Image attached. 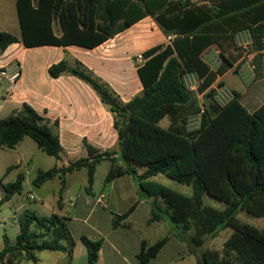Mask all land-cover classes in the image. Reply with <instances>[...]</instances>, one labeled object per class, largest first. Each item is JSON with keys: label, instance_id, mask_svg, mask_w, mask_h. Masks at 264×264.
<instances>
[{"label": "trees", "instance_id": "1", "mask_svg": "<svg viewBox=\"0 0 264 264\" xmlns=\"http://www.w3.org/2000/svg\"><path fill=\"white\" fill-rule=\"evenodd\" d=\"M20 39L0 31V52L17 42L25 48L42 45H75L93 49L150 17L170 39L142 52L136 72L140 93L123 102L111 86L79 61L64 59L47 68L51 78L70 75L88 85L113 114L118 150L101 151L83 140L87 155L66 166L38 170L34 186L86 169V193H90L96 165L110 162L107 183L122 175L131 176L140 191L152 202V217L164 220L191 252L201 248L206 237H214L226 227L233 229L221 252L202 249L197 264H264V229L243 223L244 211L264 219V102L253 112L239 102L233 92L224 104L214 99L211 85L239 60L234 35L244 29L252 38V61L261 69L264 49V0H15ZM57 25L56 34L54 26ZM218 49L220 65L211 70L203 54ZM195 72L196 92L187 88L182 77ZM258 76V74H257ZM222 86V82H218ZM197 94H202L201 105ZM198 114V126L186 128L187 119ZM168 118V127L160 121ZM29 137L37 148L57 160L63 152L58 121L48 122L24 102L20 109L0 118V148L13 149ZM134 166L143 167L138 174ZM12 168L7 167L5 174ZM162 174L191 187V195L176 192L150 178ZM24 176L2 185L0 203L22 189ZM207 195L224 204L218 209L203 202ZM114 215L112 225L125 220L135 209ZM66 217L51 213L38 216L24 210L18 217L15 241L3 235L0 264H36L41 251L72 256L75 241ZM187 234V237L184 236ZM86 251V264H96L102 239L79 238ZM168 237L143 245L137 254L140 264L155 258Z\"/></svg>", "mask_w": 264, "mask_h": 264}, {"label": "crops", "instance_id": "2", "mask_svg": "<svg viewBox=\"0 0 264 264\" xmlns=\"http://www.w3.org/2000/svg\"><path fill=\"white\" fill-rule=\"evenodd\" d=\"M13 3L15 5V0ZM0 15L5 20L9 18L10 12H4L3 9ZM11 16L13 17L12 14ZM151 27L153 28L151 29ZM54 32L59 33L55 26ZM16 37L20 39V36ZM168 37L152 18L145 17L93 49L75 45L65 47L42 45L25 48L21 42L13 43L5 51L0 52V67L16 63L20 68V76L8 93L6 91L9 83L1 81L6 86L0 104V118L7 117L13 110L20 109L21 105L26 102L45 118L49 126L54 120H57L59 141L63 148L59 166H66L69 160L73 161L87 155L83 140L101 151H117V134L113 126V114L100 102L94 91L81 80L70 75L64 74L58 78H51L47 68L62 59L66 60L69 65H72L74 61H79L108 83L121 100L126 102L140 93L142 89L136 72L142 59H135V57L153 46L167 43ZM30 49L36 51L34 59L26 57V53ZM207 65L209 66L208 63ZM234 67L235 65L232 69ZM209 68L213 71L216 70L210 66ZM232 69L223 75H216L211 87L222 82L223 89L229 92L230 97L233 92L238 93L239 102L251 113L264 102V79L256 81L253 86L249 87L248 85L246 87H242V85L227 86L224 78ZM197 96H202V94H197ZM25 139L23 138L11 150L21 147L20 145L24 143ZM20 156V163L14 167L18 168L21 165L24 158L23 153ZM62 157H65L66 160H63ZM101 162L109 163L106 175L110 168V162L103 160L99 163ZM99 163L96 165L94 181L88 194L91 200L84 201V206L88 208V211L83 220L90 229L83 231L85 236L103 240L97 262L102 260L103 252L107 264H140L137 254L142 246L152 245L161 239H153L157 223H163L167 227L168 230L163 237H168V240L157 256L146 264L154 263L162 255H165V252L171 262L181 254L187 253V245L175 236L174 230H171L168 223L162 219H153L151 204L154 197H148L147 200L135 197L137 196L133 187L135 180L131 176L122 175L107 183L104 182V176L99 191L95 190V174ZM136 171L138 174L143 172V170L138 172L137 168ZM181 194L190 196L191 191ZM134 203H136V207L132 213L118 225L113 226V216L122 214ZM142 205H144L143 218L136 225L133 218ZM57 207L61 208V205ZM52 213L56 212L52 211ZM56 214L66 217L63 213ZM67 221L68 219H66V225ZM69 232L75 239L72 231L69 230ZM84 234L80 233L78 238ZM61 254L62 257L53 261L54 264H59L64 257L73 258V253L71 257L65 253Z\"/></svg>", "mask_w": 264, "mask_h": 264}, {"label": "rangeland", "instance_id": "3", "mask_svg": "<svg viewBox=\"0 0 264 264\" xmlns=\"http://www.w3.org/2000/svg\"><path fill=\"white\" fill-rule=\"evenodd\" d=\"M0 8V13L3 9L4 12H10L9 18L5 20L2 19L0 15V31H6L15 36H20L17 14L13 0H0ZM56 28L57 25L55 24V29ZM152 28L153 27H151V29ZM234 47L240 57L237 63H235V67L233 69L231 68L232 71H229L225 75L224 80L227 86L231 85L234 87V85H242V87H246L248 85L249 87L253 86L256 81L264 79V51L261 52L260 57L261 69L255 71L253 68L255 62L252 61L253 53H251L252 38L248 29L241 30L234 35ZM35 52V50H28L26 57L28 59H34L36 57ZM203 58L213 69H217L220 65L218 49L214 46L204 52ZM135 59H141L140 54L137 55ZM198 83L199 81L193 83L195 87L193 92H196ZM5 86L6 84L0 81V104L2 103V96ZM202 101V96H197V102L199 105H201ZM198 122V114L192 115L187 119L186 128L188 130H193L198 126ZM160 125L162 127H168V118L162 119L160 121ZM25 138L26 139L24 143H22L20 145L21 147H18L16 150L0 148V199L4 193L2 189L3 184L14 181L19 172L24 176L21 191L13 195L7 202L0 203V249L3 246L4 234L9 238L11 243L15 241L16 235L19 231L17 217L24 210L34 211L38 216H47L53 211L66 215V218L68 219L67 227L72 231L73 235L75 236L74 240L77 243L73 250V258L69 259L68 257H64L60 260L59 264H86L85 248L78 238L80 233L84 234V230H90L88 225L83 222L88 211V208L84 206V201L91 200V197H89L88 193L85 191L87 186L86 169H81L71 174H66L64 176V184H62L61 179L55 177L54 179L49 180L40 186H34L31 181L35 177L38 170H46L55 165L59 166L61 164L60 160H57L52 156H48L38 149L32 139L29 137ZM21 153L24 155L21 165L18 166V168L14 167V165L20 163ZM62 159L66 160L65 157H62ZM70 161L71 160H69L68 163ZM108 164V162H101L97 166V172L95 174L96 191H99V188L102 185ZM9 166H12V168L5 174V171ZM136 168L138 172L143 170V167L137 166ZM152 180L176 192L190 193L191 191L190 186L179 183L178 181L170 179L162 174L156 175L154 178H152ZM133 187L135 189V193L137 194V196H135L136 198L142 197L146 198V200L148 199V196L139 190L136 181ZM29 195H32L33 198L29 199ZM203 202L206 205H210L218 209H223L224 207L222 202L217 201L207 195L203 197ZM58 205H61V208H58ZM143 206L144 205H142V207L137 211L136 216L133 218V222L136 225H138L139 221H141L143 218ZM237 218L243 223H249L258 228L264 229L263 218L253 217L244 211L238 213ZM154 230H156V233L153 234V239L156 240L165 236L166 230L168 229L165 225H163V223H157ZM232 231L233 229L231 227H226L221 229L216 236L206 237L203 246L201 248L194 247L193 252H191L189 245L185 243L188 247L187 253L181 254L171 262L168 256H166L167 253L165 252V255H162L159 259H157V261L151 264H197L196 255L199 253V251L202 249H210L221 252L225 240L232 233ZM184 236L187 237V234H184ZM103 255L104 254L102 252V260L96 264H107ZM37 257L38 263L36 264H54L53 261L59 257H62V254L59 252L41 251L37 253ZM20 264L34 263L21 261Z\"/></svg>", "mask_w": 264, "mask_h": 264}, {"label": "built area", "instance_id": "4", "mask_svg": "<svg viewBox=\"0 0 264 264\" xmlns=\"http://www.w3.org/2000/svg\"><path fill=\"white\" fill-rule=\"evenodd\" d=\"M168 39H170V37H168ZM19 76L20 68L18 64H10L9 66L0 67V81H6L9 83V87H7L6 91L7 93L12 89ZM182 80L184 85L190 90H195L193 83L199 81L195 72L185 73L182 77ZM212 89L214 90V99L219 104H224L229 98H231L229 92H227L222 86H219L218 84H215ZM28 198L32 199L33 197L32 195H29Z\"/></svg>", "mask_w": 264, "mask_h": 264}]
</instances>
